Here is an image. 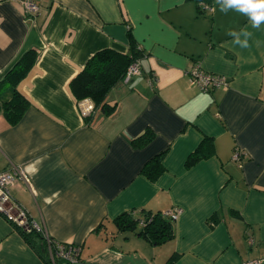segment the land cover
<instances>
[{
	"label": "crops",
	"instance_id": "crops-1",
	"mask_svg": "<svg viewBox=\"0 0 264 264\" xmlns=\"http://www.w3.org/2000/svg\"><path fill=\"white\" fill-rule=\"evenodd\" d=\"M0 0V173L16 169L11 197L52 239L79 246L76 264H247L264 257V24L220 12L215 0ZM247 27L250 47L227 33ZM141 57L140 74L106 97L115 111L94 114L69 83L97 51ZM243 39V37H241ZM37 60L18 91L29 101L10 125L3 80L21 56ZM227 80L201 92L187 69ZM85 112V115L82 114ZM150 131L142 147L132 142ZM205 139H207L205 141ZM203 156L190 167L188 157ZM164 172L141 169L164 152ZM240 153L234 160V153ZM179 208L174 236L152 245L114 220ZM0 216V264H51ZM59 264H62L59 263Z\"/></svg>",
	"mask_w": 264,
	"mask_h": 264
},
{
	"label": "trees",
	"instance_id": "trees-1",
	"mask_svg": "<svg viewBox=\"0 0 264 264\" xmlns=\"http://www.w3.org/2000/svg\"><path fill=\"white\" fill-rule=\"evenodd\" d=\"M129 42L131 52L127 54H121L108 48L97 51L70 81L69 88L76 101L89 100L93 104L90 114L85 116L87 123L92 121L96 112L109 116L115 111L116 106L109 105L105 99L108 93L123 81L128 67L141 57L140 50L136 49L130 36ZM37 56L38 54L34 50L25 52L2 82L10 87L7 98H1L3 116L10 125L17 124L30 107L29 101L18 91L17 87L34 66ZM152 137L153 134L147 131L139 138H136L132 144L134 147H142ZM200 150L201 146L188 157L186 161L187 167L205 158ZM164 155L165 151L157 154L145 163L141 169V173L150 181H156L164 172L162 164ZM114 222L119 231H137L138 236L144 238L152 245H160L174 236L172 222L161 213H147L141 218H135L132 213H124L118 216ZM20 232L29 244L33 245L38 240V246L33 247L42 258H45L46 261L47 259L49 260L47 244L40 233L34 230L29 232L20 230ZM174 260L175 257L173 256L168 260L167 264H173Z\"/></svg>",
	"mask_w": 264,
	"mask_h": 264
},
{
	"label": "built area",
	"instance_id": "built-area-1",
	"mask_svg": "<svg viewBox=\"0 0 264 264\" xmlns=\"http://www.w3.org/2000/svg\"><path fill=\"white\" fill-rule=\"evenodd\" d=\"M25 14L28 17H35L39 12L36 0H20ZM140 74V65L138 61L132 63L124 76L125 81L133 75ZM189 86L196 87L201 92H208L215 88L225 87L227 80L222 76L213 75L204 72L198 63L192 64L186 72ZM85 115V112H82ZM240 153H234L233 159L239 160ZM17 177L27 180V177L20 171L13 169L0 173V216L18 230L29 232L36 231L40 233L46 241L49 261L51 264H76L80 248L74 244H66L50 238L41 227L35 223L28 212L19 203H17L10 194V189L14 186ZM182 210L179 208L169 210L163 214L170 220H177ZM247 264H264V257L250 261Z\"/></svg>",
	"mask_w": 264,
	"mask_h": 264
},
{
	"label": "clouds",
	"instance_id": "clouds-1",
	"mask_svg": "<svg viewBox=\"0 0 264 264\" xmlns=\"http://www.w3.org/2000/svg\"><path fill=\"white\" fill-rule=\"evenodd\" d=\"M215 2L222 13L227 14L229 11H235L247 17L253 29H260L261 25L264 24V0H215ZM227 34L233 37V45L242 49L250 47L249 41L253 33L247 27L239 31L231 30Z\"/></svg>",
	"mask_w": 264,
	"mask_h": 264
}]
</instances>
